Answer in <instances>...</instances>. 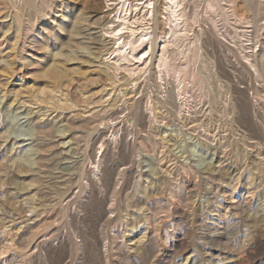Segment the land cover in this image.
Wrapping results in <instances>:
<instances>
[{"label":"rangeland","instance_id":"obj_1","mask_svg":"<svg viewBox=\"0 0 264 264\" xmlns=\"http://www.w3.org/2000/svg\"><path fill=\"white\" fill-rule=\"evenodd\" d=\"M0 264H264V0H0Z\"/></svg>","mask_w":264,"mask_h":264},{"label":"bare ground","instance_id":"obj_2","mask_svg":"<svg viewBox=\"0 0 264 264\" xmlns=\"http://www.w3.org/2000/svg\"><path fill=\"white\" fill-rule=\"evenodd\" d=\"M149 4V3H148ZM151 5V3H150ZM152 9V8H151ZM126 26V25H125ZM125 27H123L122 29H120V31L124 30ZM134 34V33H133ZM145 34V33H144ZM146 36V35H145ZM142 37V36H141ZM147 37V36H146ZM143 42V38H137L136 40H134V42H130L129 45H130V48L132 50V52H134L135 50H137V48L140 46V44H142ZM131 52V53H132ZM122 54V53H121ZM142 57L139 58L140 60H143L145 58V56L147 55V52H143L142 54ZM137 59V58H136ZM255 66V65H254Z\"/></svg>","mask_w":264,"mask_h":264}]
</instances>
